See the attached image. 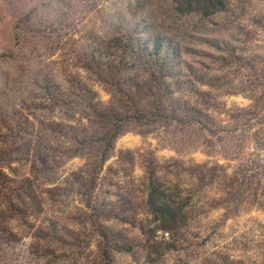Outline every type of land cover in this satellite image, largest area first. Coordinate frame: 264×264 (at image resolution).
I'll return each instance as SVG.
<instances>
[{
    "label": "trees",
    "instance_id": "1",
    "mask_svg": "<svg viewBox=\"0 0 264 264\" xmlns=\"http://www.w3.org/2000/svg\"><path fill=\"white\" fill-rule=\"evenodd\" d=\"M166 2L161 13L173 17V27L157 24V15L151 24L146 17L124 22L118 16L93 26L79 36L74 63L66 64L74 71L64 70L61 78L49 68L27 81L13 73L0 77V264H34L32 258L60 264V248L77 247L58 221L35 229L26 223L43 212L44 197L58 198L65 190L54 182L38 191L36 182L51 180L65 161L80 158L82 165L66 180L77 185L90 207L117 138L135 128L151 133L172 127L175 152L200 148L208 156L236 161L231 168L218 159L188 167L173 160L176 176L186 172L200 187L221 186L223 194L213 205L222 207L225 216L246 206L264 209V45L257 44L264 34V12L251 14L246 0ZM233 66L247 70L248 80L236 85L222 73ZM94 84L108 94L106 101L99 99ZM221 92L249 93L250 103L225 108L218 99ZM212 112L224 114L225 120ZM148 174L145 205L151 227L140 220L132 224L147 237L144 247L156 253L159 231L162 237L173 235V247L166 250L176 247L193 194L174 182L170 196L155 173ZM104 213L97 217L116 218L111 210ZM13 220H26L33 243L22 248ZM95 234L98 264H111L113 251H130L99 222ZM66 236L73 241L68 243Z\"/></svg>",
    "mask_w": 264,
    "mask_h": 264
},
{
    "label": "rangeland",
    "instance_id": "2",
    "mask_svg": "<svg viewBox=\"0 0 264 264\" xmlns=\"http://www.w3.org/2000/svg\"><path fill=\"white\" fill-rule=\"evenodd\" d=\"M167 0H0V77L13 73L23 81L29 80L37 71L49 69L57 71L58 78L64 70L74 71L66 65L74 63L77 40L85 31L103 23H112L120 16L124 22L146 17L153 23L173 27V17L161 13L167 8ZM250 1V13L264 12V0ZM128 13H132L131 16ZM161 14V15H160ZM156 16V17H157ZM246 18H244L245 21ZM264 45V34H261ZM198 47L204 49V46ZM206 49V48H205ZM207 65L219 68L207 57H201ZM221 71V70H220ZM222 73L239 84L247 79L248 71L233 67L224 68ZM234 76V77H233ZM101 101L108 94L98 85H93ZM251 94L219 93L218 99L225 108L243 107L250 103ZM222 107V106H221ZM218 119L225 115L212 112ZM55 115V114H54ZM176 130L159 128L151 133L135 128L119 136L114 144L112 156L104 163L99 173L90 207L77 193V185L67 182L71 172L83 163L80 158L67 160L57 169L51 180L40 178L36 182L39 190L61 185L65 190L58 198H46L44 210L27 218L33 229L47 221H58L75 239L77 247L68 245L60 248V264H98V242L95 224L98 222L118 241L130 247L129 252H112L111 264H264V209L246 206L236 214L224 215V209L213 205V199L223 194L220 185L200 187L195 178L183 173L175 175L173 160L185 166L218 159L219 163L229 164L219 156H208L201 149L195 151L184 148L175 152L173 137ZM176 136V135H175ZM178 137V135H177ZM16 167V166H15ZM228 169V171L231 170ZM26 171V168L20 169ZM149 171L155 173L160 188L173 196V183L180 182L187 193L193 194L187 208L189 220L179 234L176 247L172 237L157 233L154 243L156 253H150L146 245L147 237L132 223L140 220L150 226V216L145 205L146 184ZM111 210L116 218L97 217ZM105 214V213H104ZM26 220L10 221L13 230L21 239L22 248L34 241L30 230L24 225ZM70 243L71 237L66 236ZM73 241V240H72ZM151 243V242H150ZM173 247V246H171ZM34 264H52L53 259H31Z\"/></svg>",
    "mask_w": 264,
    "mask_h": 264
}]
</instances>
